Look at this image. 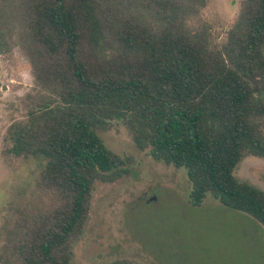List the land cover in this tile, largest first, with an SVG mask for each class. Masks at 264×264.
I'll return each mask as SVG.
<instances>
[{"label":"trees","instance_id":"obj_1","mask_svg":"<svg viewBox=\"0 0 264 264\" xmlns=\"http://www.w3.org/2000/svg\"><path fill=\"white\" fill-rule=\"evenodd\" d=\"M135 1L144 10L122 19L107 0H0V52L19 38L38 87L8 126L7 152L42 157L41 184L60 198L7 231L26 264H72L93 184L127 172L96 133L113 119L186 169L191 206L210 194L264 227V191L233 174L245 155L264 158V0H241L219 48L198 20L208 0Z\"/></svg>","mask_w":264,"mask_h":264},{"label":"rangeland","instance_id":"obj_2","mask_svg":"<svg viewBox=\"0 0 264 264\" xmlns=\"http://www.w3.org/2000/svg\"><path fill=\"white\" fill-rule=\"evenodd\" d=\"M240 2L208 0L202 8L198 20L209 26L211 45L219 48L226 41ZM105 7L122 19L144 10L135 0H107ZM19 15L11 27L25 25ZM13 40L0 52V264H26L12 251L7 231L24 229L33 215L60 201L41 184L42 157L7 152L8 126L25 117V97L38 89L19 38ZM259 97L264 99V92ZM96 133L125 161L127 172L115 181L93 184L82 229L70 243L72 264H264L260 223L210 194L200 206H191L186 169L155 160L149 148L139 149L122 121L109 120ZM233 174L264 191V158L245 155Z\"/></svg>","mask_w":264,"mask_h":264}]
</instances>
